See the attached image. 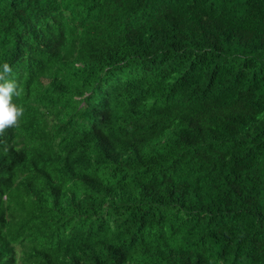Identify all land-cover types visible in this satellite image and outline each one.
I'll list each match as a JSON object with an SVG mask.
<instances>
[{"label": "trees", "instance_id": "16d2710c", "mask_svg": "<svg viewBox=\"0 0 264 264\" xmlns=\"http://www.w3.org/2000/svg\"><path fill=\"white\" fill-rule=\"evenodd\" d=\"M5 63L0 264H264V0H0Z\"/></svg>", "mask_w": 264, "mask_h": 264}, {"label": "clouds", "instance_id": "9594fccd", "mask_svg": "<svg viewBox=\"0 0 264 264\" xmlns=\"http://www.w3.org/2000/svg\"><path fill=\"white\" fill-rule=\"evenodd\" d=\"M10 64L0 65V136L9 129L19 127L24 109L13 102V97L20 95L18 83L12 78ZM7 151V147L4 148Z\"/></svg>", "mask_w": 264, "mask_h": 264}]
</instances>
